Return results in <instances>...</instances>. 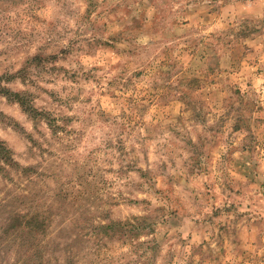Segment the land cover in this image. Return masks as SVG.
<instances>
[{
    "label": "rangeland",
    "instance_id": "1",
    "mask_svg": "<svg viewBox=\"0 0 264 264\" xmlns=\"http://www.w3.org/2000/svg\"><path fill=\"white\" fill-rule=\"evenodd\" d=\"M242 7L0 0V184L39 215L0 264H264V20Z\"/></svg>",
    "mask_w": 264,
    "mask_h": 264
},
{
    "label": "clouds",
    "instance_id": "2",
    "mask_svg": "<svg viewBox=\"0 0 264 264\" xmlns=\"http://www.w3.org/2000/svg\"><path fill=\"white\" fill-rule=\"evenodd\" d=\"M235 3V0H233ZM247 7L241 8V13L244 15H249L257 18L258 20H264V0H246ZM228 23V21H225ZM11 124H6L5 127H11ZM20 193L19 196L17 194ZM36 196L31 188L24 191L21 188H16L12 184L4 186L0 184V210H2L5 215L4 219L6 223L0 225V233H9L12 231L14 226L20 222L21 217L27 218L29 221L38 219L39 215H34L31 217L20 213L19 208L22 206V201L32 200ZM85 234L81 231H76L73 236L72 231L68 232V237L66 238V248L76 249L77 252L71 253L65 256L66 261L73 260V257L78 255V250L81 244L84 242ZM6 259L8 264H19V257L15 251L8 252ZM99 264V262H97Z\"/></svg>",
    "mask_w": 264,
    "mask_h": 264
}]
</instances>
